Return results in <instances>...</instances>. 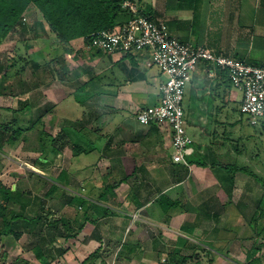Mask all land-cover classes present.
<instances>
[{"label": "crops", "instance_id": "crops-1", "mask_svg": "<svg viewBox=\"0 0 264 264\" xmlns=\"http://www.w3.org/2000/svg\"><path fill=\"white\" fill-rule=\"evenodd\" d=\"M138 3L140 10L164 20L171 34L179 39L205 45L217 54L264 66V0H139ZM76 41L83 51L82 39ZM84 51L89 53V60H81L83 64L76 58L78 64L73 66L80 72L81 81L96 77L97 91L87 94L86 100L78 105L73 96L79 86L77 80L56 77L49 84H41L50 94L43 90L40 98L44 103H51L49 111L53 113L66 105L69 108L66 113L76 121L86 116L88 121L94 122L85 126L88 134L80 143L87 151L71 153L74 175L69 174V183L77 177L75 181L80 180L90 195L104 194V200L97 202L90 198L88 202L105 205L111 213L99 215L86 204L91 208L89 220L79 230L76 221L70 219L71 233H64L61 238L80 245L75 244L77 256L78 249L83 254L105 241L104 238L112 251L123 242L121 258L131 263L137 251L146 248L157 252L160 248L155 244L160 242L162 248L165 241L173 243L174 239L162 240V232L172 237L183 235L188 240L197 234L193 237L198 238L205 217H215L222 203L219 193L224 188L219 182L223 179L214 169L222 161H215L222 147L216 148L213 139L224 122L216 116L229 117L240 110L235 104L242 101L241 92L232 86L226 71L206 61L199 62L183 100L187 129L195 146L191 158L196 161L186 166L172 158L169 128L158 124L142 125L136 118L141 108L159 102V85L164 75L155 66L145 65L146 55L138 60L122 53L94 49L92 59L91 51ZM99 60L100 76L89 65ZM73 100L75 109L71 104ZM64 120V125L73 121ZM82 126L79 124V128ZM94 132L96 136L89 138ZM209 160L214 164H208ZM158 200L165 207H161L160 212L153 207ZM199 215L203 217L194 233L184 232L183 224ZM59 233L57 230L56 234ZM142 236L147 237L148 242L144 243ZM201 236L206 238V233ZM96 252L103 260L101 251ZM84 258L79 256L81 260L76 259L75 264L87 257Z\"/></svg>", "mask_w": 264, "mask_h": 264}, {"label": "rangeland", "instance_id": "rangeland-1", "mask_svg": "<svg viewBox=\"0 0 264 264\" xmlns=\"http://www.w3.org/2000/svg\"><path fill=\"white\" fill-rule=\"evenodd\" d=\"M130 1H132L133 4L139 8V0ZM25 21L28 25L35 24V22L42 23H38L36 25L35 32H33V34H28V32L25 33L19 27L11 34V36L0 44V64H6L7 62L15 63L11 70H8L7 72L9 75H19L21 77V83L15 82V93H0V120L3 121L2 123L10 126L12 131L18 128H23L24 130L21 137L16 140H6L3 147L0 148V181L7 186H12L14 189L20 187L23 192H27L26 196L28 197L34 198L35 196H39L44 198L45 192L51 185V181L57 179L61 170L65 169L69 172V174L74 175L72 172V161L70 160L71 153L74 152V143L72 142V138L79 137V143H83V139L86 137V134H88L85 126L94 124V122L88 121V119H86L87 117L83 116L79 121L83 126L82 128H79V122L75 120L76 118L66 113V111H69V108L65 105V107L61 109L62 111L58 109L57 112L53 113L52 111H48L44 114L43 120L45 121L44 129L46 132L41 138L39 136L41 126L38 125L34 128H30L31 123L27 121L32 118V112H30V109L21 112H16L14 110L18 105V99L25 97L24 94L27 92L30 97L32 96L33 100L34 97L41 94L43 90L48 93L47 95L50 94V90L48 88L43 89V85H38V82L41 81L42 83L49 84L51 83L52 78L55 79L58 77L54 74L52 77V67L50 68L51 65L55 68V65L51 62L55 57L59 59L65 57L75 66H77L78 60L81 61L85 58L89 60V58H87L88 52H85L84 50L80 51V44L77 41H74L72 44V47L76 48V51L73 49V52L68 53L65 50V46L59 42L55 34L45 22L42 13L34 5H31L29 10L26 12ZM35 33L38 34V36L34 37ZM29 44L31 46H37L38 49L33 50V47L29 48ZM83 62L86 61L84 60ZM83 62L81 61L80 63ZM35 63L39 64L37 75L33 73ZM100 63V60L97 61V63H89L90 67H92L93 71L97 73L98 76L101 74L98 73V69L100 70L102 68ZM154 66L159 70V72H161L157 65ZM161 74L164 75L162 72ZM165 78L166 75H164V79ZM22 90L26 92L21 94V92H23ZM237 92L240 95V92ZM39 103L44 110L46 103H44L43 99L40 100ZM240 105L241 102L238 100L235 104V108L240 107ZM216 117L220 118V120L224 123L220 125L217 130V134L219 136L216 135L215 139L212 138L213 145L216 146V148L219 146L222 147L220 149V154L216 156L215 161L217 159L218 161L222 160V163L224 164L227 160H229V155H232V157H234L233 159L238 160L239 165H249V168L253 172H256L264 178L263 124H252L249 122L250 120L248 119V114L240 113V110H236L233 115L229 117L224 115H218ZM64 118L66 120L68 119L67 121L73 120L68 123L70 125L74 123V121L76 122V124L71 126L75 129H79L78 134L71 133L68 135L65 131H63L62 127L67 125H64ZM160 126L167 127L164 124ZM49 133L62 137L63 139L58 140L57 143H53L47 137V134ZM94 133L88 137L92 139V137H95L97 134ZM25 136H27V139L24 138ZM45 142H47L48 145H45L46 148L41 150L40 144ZM237 143L239 144V151L235 146ZM53 146H57V153L52 151L51 147ZM40 156L46 157L45 162L39 159ZM211 157L213 158L214 156L211 155ZM189 163H192L191 160ZM190 164L186 166H190ZM208 164L213 165L214 162L209 160ZM214 169L218 170V173L222 175V177L226 174L220 166L215 165ZM45 178H47L48 181L43 184L42 179L46 181ZM76 178L77 177L72 178L71 184H66L62 181L64 183V191H62L67 196V199L79 194L80 196L75 198V203L77 204L79 201H84V205L90 204L88 202V200L90 201V198H95L97 202L101 201L98 194L95 193V195H90L87 193L80 180L77 182L75 181L78 180V178ZM70 179L71 178H69V181ZM200 181L201 179L199 182ZM219 183H221L224 188L221 189L219 193V198L222 201L219 213L215 217H205V221L198 232V234H200L198 235V238L193 237L197 236V234H193V236L189 239V244L199 243V245L205 247V249L198 248L197 250H193L190 246L185 249L183 248L182 255H191V257L182 264H247L249 259L248 253L249 250L252 249L253 244L255 245L256 243L264 242V232L259 236L254 235V230L249 223V219L257 207L256 200L263 190L262 184L244 172H237L235 181H231L229 178H224ZM247 183L251 184L253 189H250L247 186ZM228 192H230L232 200L230 202L228 200ZM53 197L54 196L47 198L50 203L56 204L54 205L56 207L54 208V211H51V221L53 217L58 218L62 211L57 208L59 202H62L59 201L61 200V197H59V199ZM62 200L66 201V197L64 195L62 196ZM206 201H208V197L206 198ZM163 205L164 204H161L160 200H158L153 204V207L157 210V212H160V210H162L161 207L165 208ZM67 209L70 208L68 207ZM84 209L85 206L83 207L82 204L77 206V210L81 212ZM215 212L217 213V211ZM137 215L138 214L135 213L134 217ZM244 215H246L247 219H244ZM197 221L198 217L197 219H188L186 223L187 225H190V222L195 223ZM258 222L259 226H262L264 224V217L260 216ZM57 228L56 223L55 225H50L48 222L43 221L32 230L24 231L23 235L19 239L15 238L14 235L11 234L1 236L0 264H42L43 262L40 261L34 252L35 244L41 246L43 251L42 255L46 258V264H75L76 259H79V256L81 259L85 256L88 257L99 245L101 246L97 250L101 251V256L105 259H99V264H162L170 259L168 252L164 250L163 247H167L169 249L174 245L177 238L180 240L179 236L176 237L177 235L175 233L174 237H172L173 235H168L167 233L162 232V240L165 241L166 238L174 239L173 243L168 242L169 240L165 241L162 248L160 242L155 244L160 248L158 250L159 252H154V250L147 251L146 248L142 249L144 250L142 252L137 251L136 253L138 255L135 254L136 256L132 258L131 263L129 260L121 258V248L122 245H124L123 242H121L118 248H115L112 251L111 245L107 243V239L105 238V241L101 244L97 243L94 247H92L93 249H88V251L83 254H81L78 249L77 256L75 254V250H77L75 246H78L79 244L75 243V245L74 243L72 244L69 239L61 238L63 234L59 233L57 235L55 233ZM164 230L167 231L166 229ZM204 232L206 233V238L201 236ZM58 236L60 237L58 238ZM142 240L144 243L148 242V239L145 236H142ZM215 240H217L216 242H218L219 245L213 242ZM218 246L221 248L218 250L219 252L217 251ZM210 248L212 249L210 250L211 253H208L206 249ZM193 254L194 256H192ZM261 254L262 258L259 263L264 264V249L260 252L257 251V256H260ZM255 255L256 253L254 256ZM255 264L258 263L256 262Z\"/></svg>", "mask_w": 264, "mask_h": 264}, {"label": "trees", "instance_id": "trees-1", "mask_svg": "<svg viewBox=\"0 0 264 264\" xmlns=\"http://www.w3.org/2000/svg\"><path fill=\"white\" fill-rule=\"evenodd\" d=\"M124 1L125 0H0V44H2L9 36H11V34L14 33L19 27L25 33L28 32V34H33V32H35L36 25L42 22H35V24L28 25L25 21L26 12L29 10L31 5H34L42 13L45 22L55 34L59 42L65 46V50L68 53H71L74 49L72 47V44L77 39H84L85 42L88 43V38L93 31L104 28L112 29L117 25L126 22L132 14L123 6ZM140 12L149 14L142 10H140ZM36 36H38V34L35 33L34 37ZM28 47H33V50L38 49L37 46H31L30 44L28 45ZM87 51H91V58L93 59V56L95 55L94 49H89ZM124 55L130 56V58L132 59L136 58L138 60L141 57L140 54ZM51 62H53L52 64L55 65V68L53 65L50 66V68L52 67V77L54 74L62 80H77L76 84H78L79 86L76 88V90H74L73 96L75 97V100L77 101L76 103H78V105L79 103L86 100L87 94H92V92L94 93L97 91L96 88L98 87V81L96 77L92 76L86 82H84L83 80L81 81L80 72L73 66L72 63L68 62L67 58L62 57L61 59H59L55 57ZM14 64L15 63L12 62L0 64L1 94L15 93V82L21 83V77L19 75H9L7 72L8 70H11ZM37 69H39V64L35 63V68L33 67V73L36 75ZM74 76H77V78L73 79ZM41 84L43 83L39 81L38 85ZM22 91L23 92H21V94L26 92L24 90ZM24 95L25 97H21L18 99V105L14 111L21 112L30 109V112H32V118L27 121L31 123L30 128H34L38 125L41 126L39 136L42 138V136L45 135L46 132V130L44 129L45 121L43 120V117L44 114H46L51 109V103H46V106L43 110L42 106L39 103V101L41 100L40 94L34 97V100L32 96L30 97L28 95V92ZM71 104L74 109L75 107H77L74 103V100ZM2 122L3 121L0 120V148L3 147L6 140H16L21 137L24 132L23 128H18L12 131V128L10 126ZM77 122H79V120H77ZM74 123L76 124V122ZM260 124H263L264 126V119L261 120L258 125ZM71 125H66L63 128V131H65L68 135H70L71 133L78 134L79 129H75ZM47 137L53 143H57L58 140L63 139L62 137L55 136L50 133L47 134ZM24 138L27 139V136H25ZM79 141V137L72 138L75 154H80L87 151V149L83 147L79 143ZM45 145H48L47 142L41 143L40 149L42 150L43 148H46ZM238 145L239 144L237 143L235 146L239 151L240 149L238 148ZM51 149L55 153L58 152L57 146H53L51 147ZM233 158L234 157L229 156V160H227L224 164L222 163V161L218 163L219 165L217 164L223 169L224 172H226V174L223 175L224 178H229L231 181H235L236 173L244 172L246 174H249V176L254 180L259 181L263 186V190L256 200L257 207L255 208L252 216L249 219V223L255 233L254 235L259 236L264 232V224L262 226H259L258 222L260 216L264 217V178L256 172H253L249 168V165H239L238 160H235ZM39 159L45 162L46 157L40 156ZM190 160L191 162H196L192 158ZM198 163L201 164V162ZM223 177L221 179H224ZM45 179L46 181L42 179L43 184L48 181L47 178ZM62 181H64L66 184L69 183V173L65 169L61 170L56 180L51 181V185L45 192L44 198H41L39 196H35L34 198L28 197L26 196L27 192H23L20 187L14 189L12 186H7L0 181V237L11 234L14 235L15 238L19 239L23 235L24 231L32 230L43 221L48 222L50 225H55L56 223L58 227L57 230H59V232L62 234L71 233L70 219H74L76 221L75 223L78 224L79 230L82 229L84 224L89 220L88 211L91 208L89 205H84V201H79L78 204L75 203V198L80 196L79 194L67 199V196L63 192L64 183ZM247 186L250 189H253L251 184L247 183ZM228 193V200L230 202L232 200L230 197V192ZM63 195L66 197V201L62 200ZM48 196H54L58 199L59 197H61V200L59 201H62L59 202L57 208H59L60 211L62 210L63 213L61 211L60 217H53L52 221L50 215H52L51 211H54V208H56L54 206L56 204L50 203L49 200H47V198H49ZM104 197V194H101L99 196L100 200H104ZM80 204H82L83 207L85 206V209L82 212L77 210V206ZM90 205L94 209H96L95 212H97V214L99 215L105 216L107 213H111L109 208L100 203L93 202L90 203ZM68 207L70 209H67ZM202 217L203 216L199 215L198 221L195 223L190 222V225H187V223L185 222L183 224V231H185L189 235H192L194 233L193 231H195V229L200 226L199 221ZM243 217L244 219H247L246 215H244ZM179 238L180 240L178 239L176 242H174V245L171 246V248H169V250L167 251L170 259L163 262L162 264H182L190 259L191 255H182L183 248L185 249L186 247L190 246L193 250H197L198 248L205 249V247L199 245V243H190V245L189 240L183 236H180ZM216 241L217 240L213 242L219 245ZM220 249L221 248L218 246L217 251ZM263 249L264 242H259L255 245L253 244L252 249H250L248 253L249 259L247 261V264H255L256 262L260 264L259 262L262 258V254L260 256H257V251L260 252ZM206 250L208 251V253H211L210 250L212 249L210 248ZM34 252L40 259V261L43 262L42 264H46V258L42 255L43 251L40 245L35 244ZM255 253L256 255L254 256ZM192 256H194V254ZM98 259L99 254L98 252L94 251L79 264H97L96 262Z\"/></svg>", "mask_w": 264, "mask_h": 264}, {"label": "built area", "instance_id": "built-area-1", "mask_svg": "<svg viewBox=\"0 0 264 264\" xmlns=\"http://www.w3.org/2000/svg\"><path fill=\"white\" fill-rule=\"evenodd\" d=\"M123 6L131 17L112 29H98L83 48L105 53L146 55L147 67L157 65L166 78L160 82V100L141 108L136 118L142 125H166L171 132L173 160L189 165L195 152L194 140L187 129L183 100L187 85L200 61L227 72L232 86L242 94L240 111L252 124L264 119V66L217 54L205 45H194L171 34L168 24L151 14L140 12L132 1Z\"/></svg>", "mask_w": 264, "mask_h": 264}]
</instances>
